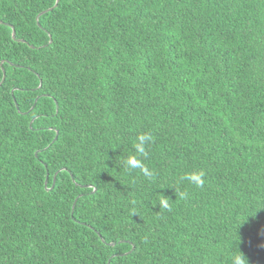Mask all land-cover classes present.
Here are the masks:
<instances>
[{
	"label": "trees",
	"instance_id": "obj_1",
	"mask_svg": "<svg viewBox=\"0 0 264 264\" xmlns=\"http://www.w3.org/2000/svg\"><path fill=\"white\" fill-rule=\"evenodd\" d=\"M55 2L0 0V264H264V0Z\"/></svg>",
	"mask_w": 264,
	"mask_h": 264
},
{
	"label": "clouds",
	"instance_id": "obj_2",
	"mask_svg": "<svg viewBox=\"0 0 264 264\" xmlns=\"http://www.w3.org/2000/svg\"><path fill=\"white\" fill-rule=\"evenodd\" d=\"M153 141V137L147 133L139 134L133 142V153L126 156L121 160L122 166L127 169H139L145 175H151L148 171L144 159L147 158L146 145ZM205 173L202 170L192 171L186 173L182 180H186L188 183L193 184L196 187H201L204 184ZM185 193H181V198L185 197ZM160 206L164 209H170L169 200L167 198H160ZM227 264H248L247 257L244 256L239 250H229L227 254Z\"/></svg>",
	"mask_w": 264,
	"mask_h": 264
},
{
	"label": "water",
	"instance_id": "obj_3",
	"mask_svg": "<svg viewBox=\"0 0 264 264\" xmlns=\"http://www.w3.org/2000/svg\"><path fill=\"white\" fill-rule=\"evenodd\" d=\"M58 0H56L55 4H57ZM12 37H13V32H12Z\"/></svg>",
	"mask_w": 264,
	"mask_h": 264
}]
</instances>
